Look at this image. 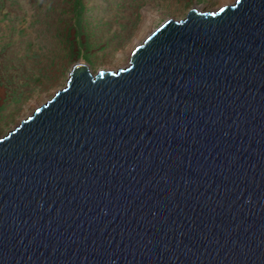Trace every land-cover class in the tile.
<instances>
[{"label":"water","instance_id":"1","mask_svg":"<svg viewBox=\"0 0 264 264\" xmlns=\"http://www.w3.org/2000/svg\"><path fill=\"white\" fill-rule=\"evenodd\" d=\"M0 264H264V0L74 63L0 135Z\"/></svg>","mask_w":264,"mask_h":264},{"label":"rangeland","instance_id":"2","mask_svg":"<svg viewBox=\"0 0 264 264\" xmlns=\"http://www.w3.org/2000/svg\"><path fill=\"white\" fill-rule=\"evenodd\" d=\"M81 2L85 46L72 50L65 36L75 32L76 0H0V135L62 88L74 63L86 62L93 73L123 68L134 45L167 18L233 0Z\"/></svg>","mask_w":264,"mask_h":264},{"label":"trees","instance_id":"3","mask_svg":"<svg viewBox=\"0 0 264 264\" xmlns=\"http://www.w3.org/2000/svg\"><path fill=\"white\" fill-rule=\"evenodd\" d=\"M76 11H75V18H74V22L71 25L70 30H74L75 32L72 33H68L65 38H66V43H68V45L70 46V48L73 50L75 47H84V43L81 41L80 35H81V11L83 9V4L81 2V0H76Z\"/></svg>","mask_w":264,"mask_h":264},{"label":"bare ground","instance_id":"4","mask_svg":"<svg viewBox=\"0 0 264 264\" xmlns=\"http://www.w3.org/2000/svg\"><path fill=\"white\" fill-rule=\"evenodd\" d=\"M227 2H228V0H227ZM230 4H231V3H230ZM219 6H220V5H219ZM220 7H221V6H220ZM218 8H219V7H218ZM198 9H199V8H198ZM199 10H201V11H205L204 9H201V8H200ZM206 11H210V10H206ZM152 30H153V29H151L148 33H150ZM148 33H147V34H148ZM147 34H146V35H147ZM146 35H145V36H146ZM35 106H38V104L35 105Z\"/></svg>","mask_w":264,"mask_h":264}]
</instances>
